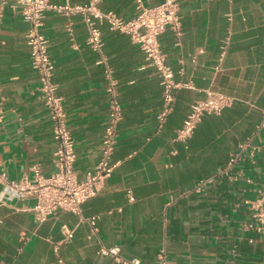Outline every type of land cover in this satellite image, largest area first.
Returning <instances> with one entry per match:
<instances>
[{"label":"crops","instance_id":"crops-1","mask_svg":"<svg viewBox=\"0 0 264 264\" xmlns=\"http://www.w3.org/2000/svg\"><path fill=\"white\" fill-rule=\"evenodd\" d=\"M162 1L143 0L146 6ZM100 7L126 19L137 14L135 0H103ZM180 13L183 34L167 28L159 36L179 84L162 126L160 75L128 34L105 24L103 49L94 51L81 15L71 18L69 35L66 17L46 14L41 30L75 139V171L84 178L100 159L109 70L122 108L112 157L117 166L83 204L85 217L97 216V233L65 210L37 223L33 196L0 199V264H121L99 253L101 245L142 264H158L161 251L176 264H264V231L247 228L252 210L245 203L264 186V152L253 153L264 143V0H180ZM28 27L8 5L0 28V162L12 179L31 176L34 165L44 175L55 170L57 143L30 63ZM207 89L232 96L233 103L178 138L191 103ZM243 143L249 146L242 160L224 172ZM205 177L212 181L195 191ZM64 224L74 230L71 239H64Z\"/></svg>","mask_w":264,"mask_h":264},{"label":"built area","instance_id":"built-area-1","mask_svg":"<svg viewBox=\"0 0 264 264\" xmlns=\"http://www.w3.org/2000/svg\"><path fill=\"white\" fill-rule=\"evenodd\" d=\"M102 1L89 0L85 4H72L52 0H0V28L8 5L29 25L27 44L30 51V63L39 75V96L49 112L53 123V137L57 143L53 158L55 170L49 175H44L39 166L34 165L31 176L12 179L1 169L0 162V199L12 200L33 196L35 203L30 209L37 223H43L60 210H65L77 215L80 221L88 222L93 233L98 232L97 216L85 217L83 204L98 193L104 181L111 176L117 166V162H114L112 157L118 142V126L122 119L118 80L109 70L106 87L109 94V114L103 133L101 156L94 169L88 171L84 178H79L75 171V139L67 122L63 99L57 93L58 83L54 80L55 62L49 53L48 39L41 30L46 14L53 12L66 17V30L69 35H72L73 31L71 18L81 15L87 26V44L94 51L103 49V25L106 24L112 30L128 34L132 41L143 49L147 60L156 67L160 75L164 107L158 115L159 126H162L173 110L174 90L179 86L175 81L173 69L166 63V54L162 49L159 36L167 28L172 29L178 37L183 34L180 0H163L154 6H146L143 0H135L137 14L129 19L121 17L113 10L104 11L100 7ZM226 46H223L221 59L224 57ZM232 103V96L207 89L204 98L195 99L191 103L190 111L182 127L177 131V137L181 139L189 137L203 117L221 114ZM259 129L264 130V110ZM248 146V143L241 144L240 150L229 159L224 172L228 173L242 160L243 151ZM256 151L264 152V143L255 145L253 153ZM210 181L212 178L200 179L194 186V190L201 191ZM257 192V198L245 200L252 210V221L247 224V228L263 232L264 186ZM62 232L66 240L74 236V230L65 224L62 226ZM99 253L111 255L121 264H142L138 258L122 257L118 247L101 245ZM158 264L176 263L168 259L164 251H161Z\"/></svg>","mask_w":264,"mask_h":264},{"label":"trees","instance_id":"trees-1","mask_svg":"<svg viewBox=\"0 0 264 264\" xmlns=\"http://www.w3.org/2000/svg\"><path fill=\"white\" fill-rule=\"evenodd\" d=\"M205 178H208V177H205Z\"/></svg>","mask_w":264,"mask_h":264}]
</instances>
